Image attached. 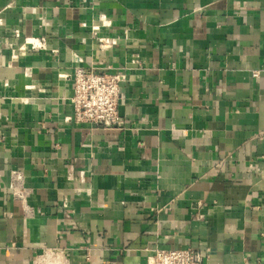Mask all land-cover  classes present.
Returning <instances> with one entry per match:
<instances>
[{
    "label": "crops",
    "instance_id": "0c3cea01",
    "mask_svg": "<svg viewBox=\"0 0 264 264\" xmlns=\"http://www.w3.org/2000/svg\"><path fill=\"white\" fill-rule=\"evenodd\" d=\"M77 65L123 128L66 120ZM156 247L264 264V0H0V264Z\"/></svg>",
    "mask_w": 264,
    "mask_h": 264
},
{
    "label": "built area",
    "instance_id": "2783aa9c",
    "mask_svg": "<svg viewBox=\"0 0 264 264\" xmlns=\"http://www.w3.org/2000/svg\"><path fill=\"white\" fill-rule=\"evenodd\" d=\"M18 36V30H15ZM32 46H40L34 39H27ZM257 75V73H253ZM67 77L72 82L70 97L73 113L66 120L90 123L105 129H121L124 121L118 111L120 99L119 83L124 80L122 73L86 70L75 66ZM200 251L190 247L148 250L145 264H204Z\"/></svg>",
    "mask_w": 264,
    "mask_h": 264
},
{
    "label": "bare ground",
    "instance_id": "6f19581e",
    "mask_svg": "<svg viewBox=\"0 0 264 264\" xmlns=\"http://www.w3.org/2000/svg\"><path fill=\"white\" fill-rule=\"evenodd\" d=\"M54 255H55V254H54ZM54 255H53V257H54ZM44 256H45V255H44ZM47 256H48V255H47ZM57 256H58V254H57ZM49 258H50V257H49ZM55 258H56V257H55ZM42 260H44V258H43ZM42 260H41V261H42ZM45 260H46V259H45ZM53 260H54V258H53ZM46 261H47V263H45V262H44V263H45V264H48V260H46ZM51 262H52V261H51ZM61 262H62V261H61ZM36 264H37V263H36ZM39 264H40V263H39ZM49 264H50V263H49ZM56 264H59V263H56ZM61 264H62V263H61Z\"/></svg>",
    "mask_w": 264,
    "mask_h": 264
}]
</instances>
